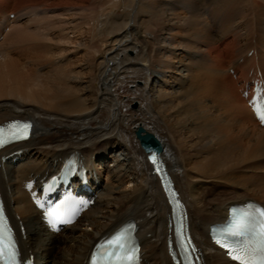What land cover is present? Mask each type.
Listing matches in <instances>:
<instances>
[{
	"label": "bare ground",
	"instance_id": "bare-ground-1",
	"mask_svg": "<svg viewBox=\"0 0 264 264\" xmlns=\"http://www.w3.org/2000/svg\"><path fill=\"white\" fill-rule=\"evenodd\" d=\"M11 14L30 16L23 24L33 26L0 44V123H34L0 163L23 256L85 264L96 240L133 220L143 264H173L170 207L141 131L157 140L205 264H235L210 242L208 227L233 202L264 206V126L240 92L259 74L264 80V0H0L2 28ZM73 14L81 21L58 18ZM20 42L27 47H14ZM72 152L98 168L89 175L96 199L61 230L24 184L56 173ZM102 174L116 183H101Z\"/></svg>",
	"mask_w": 264,
	"mask_h": 264
},
{
	"label": "snow or ice",
	"instance_id": "snow-or-ice-1",
	"mask_svg": "<svg viewBox=\"0 0 264 264\" xmlns=\"http://www.w3.org/2000/svg\"><path fill=\"white\" fill-rule=\"evenodd\" d=\"M253 107L261 123H264V112L260 111L255 101H253ZM30 127L28 123L14 121L8 125L7 131L0 128V146L11 140L26 138ZM148 159L154 166H158V160L154 154ZM157 171H159L158 167ZM170 195L175 196L176 193L172 192ZM2 215L0 212V218ZM46 215L50 223L60 219L55 211H48ZM64 222L71 223L72 221ZM131 227L133 226L129 225L121 229L107 241L108 248L112 250L103 254L107 257L103 264H132L137 250L131 244L128 235ZM226 236L242 238L235 244L222 243L220 239L215 240L217 245L226 250L230 260L238 264H264V208L255 205L247 206L241 217L228 226ZM0 264H18V252L12 236L10 233L6 234L2 226H0ZM92 264H101L95 253Z\"/></svg>",
	"mask_w": 264,
	"mask_h": 264
},
{
	"label": "rangeland",
	"instance_id": "rangeland-1",
	"mask_svg": "<svg viewBox=\"0 0 264 264\" xmlns=\"http://www.w3.org/2000/svg\"><path fill=\"white\" fill-rule=\"evenodd\" d=\"M94 3H96V2H94ZM93 12L95 14L97 12V10L94 11V9H93ZM122 13L123 12L121 10L120 11L118 10V13L117 14L121 15ZM73 15H74V17L72 15H70V16L69 15H61V17H58V18L64 19L63 24L67 23V20H69V19L72 20V23L71 24L75 23L74 20H76V21H79L80 20L81 21L82 16L77 15V14H73ZM29 17H25V18L22 17V18H18L17 19V17H15L13 14L9 15L8 20L4 23V26L2 28V37L0 38V44L10 45L12 41L15 42L17 39H19L20 36H18L17 32H19L21 30H24V29L26 30L27 27H25L23 23L26 22V21H28V18ZM27 29L28 30H32L33 29V26L28 27ZM77 29H78V31L79 30L86 31L87 30V26L86 25H83V27H82V25H81V26H78ZM65 30L66 31L67 30L70 31L71 29L69 27L67 28V26H66ZM68 34H69V36L71 37L72 40H75L76 39V33L74 34V32L72 30ZM72 34H74V36ZM25 46L27 47V45H25L24 43L20 42V45L18 44V45L14 46V47L25 48ZM68 46H69V48H72V47H70V46H72L71 44L68 45ZM132 52H133L132 50L130 51L129 49H127L126 50L127 57L134 56V52L133 53ZM81 54H82V52L78 53L79 56ZM10 56H12L14 58H17L14 54L13 55H10ZM131 108L132 109L137 108V104L136 103H133L131 105ZM100 169H103L102 166L100 167ZM100 177L102 178V182H104V183L107 182L108 180L111 181L112 183H116V180H114L113 178L112 179L111 178L110 179L109 178H106V175L105 174H102Z\"/></svg>",
	"mask_w": 264,
	"mask_h": 264
},
{
	"label": "water",
	"instance_id": "water-1",
	"mask_svg": "<svg viewBox=\"0 0 264 264\" xmlns=\"http://www.w3.org/2000/svg\"><path fill=\"white\" fill-rule=\"evenodd\" d=\"M137 138L140 140L142 147H150L159 149L157 140L150 133L141 134V131L137 133Z\"/></svg>",
	"mask_w": 264,
	"mask_h": 264
}]
</instances>
